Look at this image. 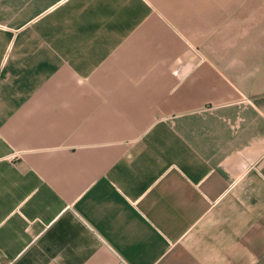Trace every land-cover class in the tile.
I'll return each mask as SVG.
<instances>
[{
	"label": "crops",
	"instance_id": "obj_1",
	"mask_svg": "<svg viewBox=\"0 0 264 264\" xmlns=\"http://www.w3.org/2000/svg\"><path fill=\"white\" fill-rule=\"evenodd\" d=\"M0 264H264V0H0Z\"/></svg>",
	"mask_w": 264,
	"mask_h": 264
}]
</instances>
